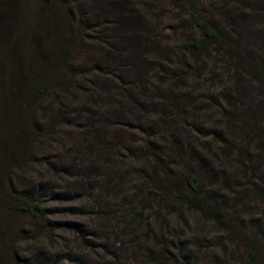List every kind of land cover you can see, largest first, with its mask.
<instances>
[{
    "label": "trees",
    "instance_id": "obj_1",
    "mask_svg": "<svg viewBox=\"0 0 264 264\" xmlns=\"http://www.w3.org/2000/svg\"><path fill=\"white\" fill-rule=\"evenodd\" d=\"M83 1L0 0V147L3 143L15 145L21 135L30 143L47 140L54 144L64 128L87 143L89 136L101 139L87 148L105 153L101 147L108 146L114 152L110 157L116 168L108 174L107 191L118 192L116 184L110 186L117 174L121 182L130 173L143 181L137 180L135 186L125 183L124 203L115 204L105 214L110 228L114 219L124 221L126 213L142 221L143 215L146 220L151 218V211L152 219L158 218L161 210L154 211V205L168 214H179V219L193 213L234 236L245 249L246 264H264V220L238 217L227 197L228 189L240 186L239 177L253 184L260 174L254 160L262 155L249 149L254 145L264 150L262 0H252L238 10L241 14L224 6L217 16L202 0H170L183 13L177 28L196 31L172 45L161 42L160 33L133 5L134 0ZM138 1L141 9H149ZM228 4L234 5L236 0ZM216 17L225 20L228 29ZM248 40L257 45L255 52L245 50ZM98 45L107 50L106 55L80 60L87 46ZM213 52L227 55L233 68L231 84L211 91L201 89L197 94L199 88H192L190 77L195 66L209 61ZM239 73L249 77L247 82L242 83L245 80ZM196 77L202 78L199 72ZM187 117L191 118L190 128H181ZM190 129L194 130L193 140L189 139ZM30 149V159L39 158L37 146ZM11 153L0 148L4 184L16 206L11 209L5 206L10 203H0V210L28 216L52 234L63 231L84 240L94 233L67 216L49 219L62 211L82 209L44 207L46 197L61 203L85 199L96 187L91 181L97 172L94 163L82 171L63 164V156L57 158L56 153L36 160H45L56 175L75 178L71 185L60 187L48 180L14 182L8 170L19 167L20 157L13 158ZM124 164L125 168L117 170ZM125 207L130 212H124ZM149 226L147 223L151 244L142 247L149 264H170L177 259L189 264L192 254L185 241L179 245L167 241L168 230L153 236ZM12 261L84 264L71 251L37 254L32 259L15 254Z\"/></svg>",
    "mask_w": 264,
    "mask_h": 264
},
{
    "label": "rangeland",
    "instance_id": "obj_2",
    "mask_svg": "<svg viewBox=\"0 0 264 264\" xmlns=\"http://www.w3.org/2000/svg\"><path fill=\"white\" fill-rule=\"evenodd\" d=\"M140 1L147 4L149 7L148 11L141 9L138 0L131 2H133L134 6L138 7L139 12L147 16V19L149 18L150 26L153 29H157L156 31L160 33L159 39L163 40L161 41L162 43L166 45L177 44L188 35L193 33L192 36H194L196 34L195 30L183 31L181 28H177L179 25L178 20L183 16V13L170 0ZM202 1L217 16L218 10L224 6H227V11L241 14L242 12L238 10L243 9L252 0H236V4L234 5L228 4L231 0ZM253 1L259 2L258 0ZM81 2L83 3L84 1L81 0ZM260 3L264 5L263 0ZM241 5L242 7H240ZM158 15H160L159 19L157 18ZM218 19L219 17H216V20ZM219 24L228 29L225 20L219 19ZM244 37L245 35L242 34V38ZM244 45L246 46V51L252 50L255 52L257 49V45L251 40L244 42ZM87 47L88 49L86 51L83 50L80 55V60L83 62H88L93 58L107 54V50H102L99 48L101 47L99 45L97 46L98 48L96 46ZM195 69L194 74L192 73L190 77V83L193 86L192 88H199L197 94H199L201 89L211 91L213 87L217 88L218 86H229L231 84L229 78L233 75V68L228 61L227 55L224 53L213 52L212 58L209 61L199 64V66L197 64ZM197 72H199L202 78L197 79ZM239 76L245 80L242 83L247 82L249 78L242 73H239ZM209 79L211 80L209 81ZM125 117L130 120V116ZM87 119L88 116L83 118L84 121H87ZM189 120L191 118L187 117L186 122L181 128H190L188 124ZM194 123L199 125L197 120ZM187 131L190 133L189 139L193 140L192 135L194 134V130L191 131L190 129ZM66 133L68 135H65ZM74 138H78L81 142H75ZM100 140L96 141L99 142ZM55 141L54 144L49 143L47 140H40L39 143L33 140L30 143L24 135H21L15 145L9 146V143H3L0 148L6 153H9L11 150L13 158L16 156L20 157V161L18 162L19 167L9 168L8 170L14 182L15 179L19 181L26 179L33 183L48 180L59 186L61 185L60 187H63L65 184L71 185L75 178L66 174L56 175L50 168L49 163L45 162V160H36L47 156H55L56 153H58L57 158L63 156V164H73V167L82 171L89 169L90 165L94 163L97 172L91 176V181L96 184V187L85 199L82 201L79 199L68 200L61 203L60 201H52L49 197H46L47 199L44 201V207L47 208L82 209L83 211L77 210V212L62 211L59 215L51 216L49 219L61 220L67 216L72 222L80 223L86 229L91 228L94 230V233H89L84 240L81 239L80 235L63 231L52 234L44 229L43 226L30 221L28 216H19L15 211L5 208L0 210V264H13L12 257L15 254L32 259L37 254L43 256L44 254L51 255L68 251L74 253L84 264H149L150 260L146 261V258L142 256V247L146 244H151L150 241L148 242L150 237L147 235V223L150 225L149 227L153 236L159 230H168L166 231L167 241H174L175 245H179V241H185V244L189 247V252L192 254L189 264H246L245 249L237 242L235 237L229 236L219 226L202 219L197 214L187 213L184 214L183 219H179V214H168L164 208L159 209V207L154 205V211L161 210L158 218H154L153 220L152 213L149 211L148 213L151 214V218L146 220L143 215L144 222L143 220H139L138 216L133 218L130 216L131 213H126L129 216L124 214V221L119 220L118 217L114 219V225L110 228V220L108 218L104 220L106 218L105 214L106 212L109 213L108 210L110 209L114 210L115 204L122 202L121 195H126L127 185L125 183L135 186L136 184L134 183L137 180L139 183L143 181L140 179L136 180V175L130 173L121 182V176L117 174L110 186L116 184L118 192H112L114 189L108 192L107 186L109 185L107 180L110 178L108 174L115 171L114 168H116L114 165L112 166V159L110 157L113 156L114 152H110L111 149H108V146L106 149L104 147H101V149L110 152L111 155L106 152H92L91 148L88 149L87 146L94 145L97 142L90 136L89 143H87L88 140H82L79 135L72 137V131L69 128H64L62 134L58 135ZM37 143L39 146L36 145ZM34 146H37V150L39 149V154L37 155L39 158H34L35 160L30 159L32 151L30 148ZM249 150L250 153H260L262 155L261 159L254 160L257 167H260V174L253 184H247V179L239 177L240 186L228 189L229 195L227 197L229 203H232L235 208V212L238 213V217L247 220H264V150L259 147L255 148L254 145ZM125 167L126 164L122 167L118 166L117 170ZM4 170V166L0 162V203H10L5 206L13 209L16 203L12 202L8 197L4 184ZM261 181L263 184L259 183ZM60 189L64 190L63 188ZM164 204L167 205L166 203ZM123 210L125 212L129 209L125 207ZM160 218L161 222L159 221ZM164 225L166 226L164 227ZM19 230L21 231L20 233H18ZM109 232L112 235L108 236ZM132 232H135V234L133 233L134 235H132ZM173 252L177 254L178 250L176 249ZM262 257L264 258V249L262 250ZM64 263L70 264L69 262ZM170 264L186 263L183 259H177L174 262H170Z\"/></svg>",
    "mask_w": 264,
    "mask_h": 264
}]
</instances>
